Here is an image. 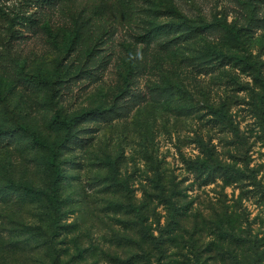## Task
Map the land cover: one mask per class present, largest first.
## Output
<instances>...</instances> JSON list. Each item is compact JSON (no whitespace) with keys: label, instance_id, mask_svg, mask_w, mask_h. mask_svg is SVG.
<instances>
[{"label":"rangeland","instance_id":"obj_1","mask_svg":"<svg viewBox=\"0 0 264 264\" xmlns=\"http://www.w3.org/2000/svg\"><path fill=\"white\" fill-rule=\"evenodd\" d=\"M98 1L11 0L48 25L14 37L0 22V264H139L143 249L157 263L143 230L172 264H215L236 246L221 228L264 245V0H137L132 22L96 17ZM183 21L221 26L175 39ZM153 26L166 31L143 39ZM21 124L57 144L59 181ZM27 188L55 192L56 213ZM168 200L187 209L172 233Z\"/></svg>","mask_w":264,"mask_h":264},{"label":"trees","instance_id":"obj_2","mask_svg":"<svg viewBox=\"0 0 264 264\" xmlns=\"http://www.w3.org/2000/svg\"><path fill=\"white\" fill-rule=\"evenodd\" d=\"M11 0H0V22L6 23V30L11 34V36L16 37L14 35L17 32L16 26L21 24L25 25L26 27H47L48 24L43 23L39 17H35V13L27 14L26 10H20L11 8L8 4ZM26 1V0H24ZM27 1H35L37 5L40 7H53L56 4H59L62 7L67 8L70 10L73 6L76 5L77 2L81 0H27ZM93 13L96 17L103 19L105 22L109 21H118V20H126V21H135L136 12H138L139 2L137 0H99L98 2H91ZM245 10L247 11V17H249L248 22H255L252 15V10L254 9L253 2L246 1L245 2ZM217 23L215 25L206 26V25H192L185 21L174 24V29L181 31V33L174 38H189L196 36L200 31L206 28H217ZM221 25H218V27ZM164 30V26H153L148 31L143 34L141 37L145 40H150L152 38H156L160 36ZM230 35L234 37V39L239 42L240 35L238 32H232L230 30ZM173 38V39H174ZM208 53H218V56L215 58H219V56H223L224 58H230L231 56H227L224 53H221L219 50H207ZM264 85V84H263ZM212 113L217 117V119H224L226 116L225 111L223 109H215L212 110ZM90 114V113H88ZM80 117H56L55 121L67 126L69 129H72L75 124L78 122ZM20 129L27 134L31 139L32 142L50 152V156L48 158V165L51 169V175L57 181H59L61 177V166L59 161V147L55 142H49L46 139L42 138L36 132L32 131L26 125L21 124ZM73 136H68L66 142H69L73 139ZM196 167L202 170H205L209 173L214 171H221L223 173H230L226 170H221L218 168H212L210 164H207L205 161H197ZM27 191L31 192L35 197L41 199L43 201V196L46 195V202L49 203L50 207H53V212L55 209H58V199L55 192L50 194H45V191H36L31 188H27ZM169 203V211L171 219L168 222V233H172L174 227L171 228V224L176 223V218L178 215H184L187 212V209H184L179 206H175L171 200H168ZM129 209H134L136 212L140 211L138 206H134L133 204H127ZM59 219L57 217H52V221L50 223V232L52 236H55L59 229ZM218 236H220L223 240L228 241L230 243H236L234 246V250L230 248H220L219 258L215 261V264H264V245L260 243V239L258 236L253 233L252 229L249 230H239L238 232L234 230H227L221 228L219 230ZM144 239L149 241L154 248L158 251V258L157 263L153 261L150 254L143 249V252L137 256L136 261L139 264H172L170 261L165 260L167 257V252L165 247L161 244L162 241L158 238V236H154L152 233L148 234L146 231L143 230L142 233ZM21 249L22 247H26V245H16ZM51 247V245H50ZM125 264H131V262H126ZM195 264H209V262H197Z\"/></svg>","mask_w":264,"mask_h":264}]
</instances>
